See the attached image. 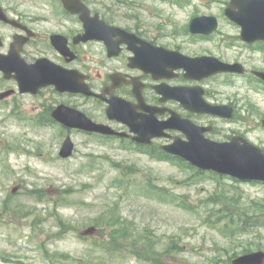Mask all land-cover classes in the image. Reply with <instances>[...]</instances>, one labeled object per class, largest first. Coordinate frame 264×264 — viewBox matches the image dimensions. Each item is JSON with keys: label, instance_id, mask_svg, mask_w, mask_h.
<instances>
[{"label": "rangeland", "instance_id": "374dc122", "mask_svg": "<svg viewBox=\"0 0 264 264\" xmlns=\"http://www.w3.org/2000/svg\"><path fill=\"white\" fill-rule=\"evenodd\" d=\"M113 2L120 26H139L190 56L213 55L264 71V49L241 43L240 28L224 15L230 0ZM202 16L219 20L210 38L188 31L192 19ZM211 89L240 114L224 137L241 135L264 149V84L234 76L215 79ZM33 117L29 99L20 108H0V264H152L133 253L131 240L118 237L124 227L160 252L177 242L180 250L164 257L166 264H232L242 254L264 251L263 184L197 174L129 142L38 125ZM69 135L76 149L63 160L59 153ZM222 201L234 208L224 216ZM244 220L249 231L241 227ZM91 227L95 235L84 237ZM137 248L144 250L143 243Z\"/></svg>", "mask_w": 264, "mask_h": 264}, {"label": "flooded vegetation", "instance_id": "af4514ba", "mask_svg": "<svg viewBox=\"0 0 264 264\" xmlns=\"http://www.w3.org/2000/svg\"><path fill=\"white\" fill-rule=\"evenodd\" d=\"M81 1L92 18L98 17L108 27L122 31L109 29L104 40L85 39V12L77 10L78 3L69 9L63 0H39L30 4L0 1L4 16L0 18V108H20L21 102L29 99L33 119L39 125L53 124L70 133L72 129L60 125L53 118L54 111L63 106L83 113L95 123L116 132L139 137L127 123L108 115V101L117 99L130 105L136 128H140L147 118L165 123L173 117H180L208 129L205 137L218 143L230 142L241 136L224 137L228 123L236 122L240 114L234 103L221 102L211 85L215 79L239 76L251 77L263 86V82L252 74L257 70L242 64L247 70L244 75L220 73L203 80L188 78L185 69L179 68L178 63L160 51L184 53L183 49L160 44L139 26L118 25L120 12L114 0L111 3L115 6L92 0ZM5 62L8 66L4 67ZM29 70L34 72V76L26 88L22 80ZM60 76H66L71 84L77 83V87L87 83L94 93L103 95V99L86 97L81 91H59L56 80ZM46 79H51L53 84L41 87V82ZM196 88H202L206 103L231 107L232 118L186 109L180 101L181 93L189 90L191 95V90ZM85 100L91 101L92 107L86 109L88 103ZM163 133L167 137L155 139L152 147H140L162 149L176 137L186 138L178 130L166 129ZM121 140L133 143L128 137Z\"/></svg>", "mask_w": 264, "mask_h": 264}, {"label": "water", "instance_id": "95a60500", "mask_svg": "<svg viewBox=\"0 0 264 264\" xmlns=\"http://www.w3.org/2000/svg\"><path fill=\"white\" fill-rule=\"evenodd\" d=\"M63 2L69 9H71L73 4L78 3L79 8L76 9L81 12L84 10L85 39L104 40L107 30L121 31V29L108 27L104 22L99 21L98 17L91 18L89 11L82 6L80 0H63ZM225 15L229 20L241 27L240 39L243 42L253 44L264 41V0H231L225 10ZM0 18H4L1 8ZM218 27L219 23L215 17H197L190 24V32L193 35H211L218 30ZM160 51L165 52L163 55L166 58L178 63L179 68L185 69L187 77L191 79L203 80L219 73H246L245 68L239 63L228 64L213 57L192 58L180 52ZM3 66H8V62L3 63ZM4 70L10 72L8 69ZM254 74L264 81V73L254 72ZM33 76L34 72L29 70L26 77L22 80V85L28 88ZM66 78V76H60L56 80L59 91H81L87 97L103 99V95L94 93L87 83H84V86L77 87V83L71 84ZM84 79H87V77H84ZM52 84L51 79H46L40 85L42 87ZM191 92V95L189 90L181 93L180 101L187 109L222 118H232L231 107L213 106L206 103L203 99L204 91L202 88L192 89ZM108 102L110 103L107 111L108 115L111 118L127 123L133 132L138 133L139 137H132L133 141L140 144H151L153 138L166 136L163 133L164 130H178L186 136V140L178 137L174 138L172 144L163 147L167 153L189 162L193 167L202 171L229 176L240 182H259L264 184V152L246 139L234 137L230 142L218 143L205 138L204 135L208 129L200 128L193 123L182 120L180 117H173L165 123H159L153 118H147L140 125V128H136L133 125V112L130 105L117 99H111ZM53 118L68 129H79L87 133H98L106 136L126 137L125 134L117 133L110 127L94 123L83 113H78L63 106L54 111ZM262 125L264 127V121ZM73 153L74 144L71 138H67L61 149L60 157L68 159L72 157ZM96 231L95 227H91L83 235L93 236ZM233 264H264V252L259 251L242 255L236 258Z\"/></svg>", "mask_w": 264, "mask_h": 264}, {"label": "trees", "instance_id": "16d2710c", "mask_svg": "<svg viewBox=\"0 0 264 264\" xmlns=\"http://www.w3.org/2000/svg\"><path fill=\"white\" fill-rule=\"evenodd\" d=\"M260 48L264 49V46L263 45H260L259 46ZM156 158H158L159 160L161 161H167V162H172V163H180L182 165H186V163L184 162H181L179 159L177 158H174V157H171L167 154H165L162 150H158L157 152H155V155H154ZM197 174H202V172L200 171H197ZM219 204L221 205V208H220V213L224 216L225 212H229V210H233L234 208L228 204H226L224 201L222 202H219ZM230 214V213H229ZM231 215V214H230ZM223 216H220V218L222 220L223 219ZM240 218H242L241 216H239ZM250 221H247V220H244V224L245 225H241V227H243L242 229L245 231H249L250 229L248 228V224H249ZM258 223V222H257ZM257 223L253 224L252 226L253 227H258L259 225H257ZM118 237L120 239H122L123 241H127L128 242L131 240V247L133 249V253L137 256H139L143 261H146V262H149V263H152V264H166V260L163 259L164 257L167 258V257H170L175 251H178L180 250V248L178 247V244L177 242H172L170 244V246H168L165 250H163L164 252H160V251H157L156 248H155V245L151 243V241L148 239V241H145L147 238H144L143 236H133V234H131L129 232V230L127 228H122L120 230V233L118 234ZM138 243H143V246H144V250L140 251L138 250L137 248V244ZM143 253H146L145 254V257L143 255Z\"/></svg>", "mask_w": 264, "mask_h": 264}]
</instances>
